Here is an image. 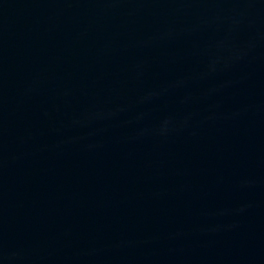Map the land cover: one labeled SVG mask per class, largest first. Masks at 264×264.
I'll return each instance as SVG.
<instances>
[{"label":"water","instance_id":"95a60500","mask_svg":"<svg viewBox=\"0 0 264 264\" xmlns=\"http://www.w3.org/2000/svg\"><path fill=\"white\" fill-rule=\"evenodd\" d=\"M0 264H264V0H0Z\"/></svg>","mask_w":264,"mask_h":264}]
</instances>
